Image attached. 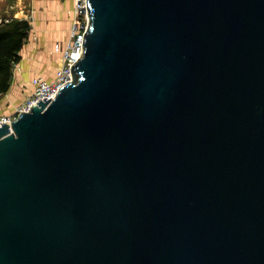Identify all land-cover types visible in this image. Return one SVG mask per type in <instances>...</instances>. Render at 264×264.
Wrapping results in <instances>:
<instances>
[{
    "label": "water",
    "instance_id": "water-1",
    "mask_svg": "<svg viewBox=\"0 0 264 264\" xmlns=\"http://www.w3.org/2000/svg\"><path fill=\"white\" fill-rule=\"evenodd\" d=\"M86 10L70 81L0 125V264H264V0Z\"/></svg>",
    "mask_w": 264,
    "mask_h": 264
},
{
    "label": "crops",
    "instance_id": "crops-1",
    "mask_svg": "<svg viewBox=\"0 0 264 264\" xmlns=\"http://www.w3.org/2000/svg\"><path fill=\"white\" fill-rule=\"evenodd\" d=\"M72 5L73 0H0V21L16 18L30 25L20 59L12 67L9 87L0 95V116L13 115L24 103L33 90V77L54 78L59 55L49 52L56 43L68 40ZM50 64L54 66L48 70Z\"/></svg>",
    "mask_w": 264,
    "mask_h": 264
},
{
    "label": "built area",
    "instance_id": "built-area-1",
    "mask_svg": "<svg viewBox=\"0 0 264 264\" xmlns=\"http://www.w3.org/2000/svg\"><path fill=\"white\" fill-rule=\"evenodd\" d=\"M71 23L69 27V37L64 43H56L51 51L58 54L59 59L55 67V75L52 80H47L41 76H35L31 79L33 90L27 99L22 103L13 115L0 116V125L5 122L10 125L20 113L28 112L32 105H36L43 98L54 99L57 90L66 82L70 81L71 65L81 56L82 37L85 35L88 27V15L86 10V0H73L70 10ZM50 100V101H51Z\"/></svg>",
    "mask_w": 264,
    "mask_h": 264
},
{
    "label": "trees",
    "instance_id": "trees-1",
    "mask_svg": "<svg viewBox=\"0 0 264 264\" xmlns=\"http://www.w3.org/2000/svg\"><path fill=\"white\" fill-rule=\"evenodd\" d=\"M29 28L27 20L0 21V95L9 87L12 67L20 59L19 51L27 40Z\"/></svg>",
    "mask_w": 264,
    "mask_h": 264
},
{
    "label": "rangeland",
    "instance_id": "rangeland-1",
    "mask_svg": "<svg viewBox=\"0 0 264 264\" xmlns=\"http://www.w3.org/2000/svg\"><path fill=\"white\" fill-rule=\"evenodd\" d=\"M49 53L51 54V51H50ZM51 58L54 59L55 57L52 56ZM50 65H51V66H49V69H48V70H51V69H52V65L54 66V64H50Z\"/></svg>",
    "mask_w": 264,
    "mask_h": 264
}]
</instances>
